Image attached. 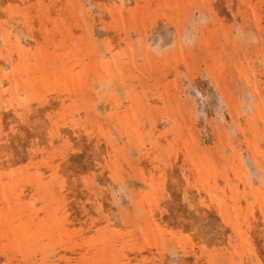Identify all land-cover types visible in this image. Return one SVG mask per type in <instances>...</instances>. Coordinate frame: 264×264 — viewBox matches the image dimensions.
I'll use <instances>...</instances> for the list:
<instances>
[{
    "label": "rangeland",
    "instance_id": "374dc122",
    "mask_svg": "<svg viewBox=\"0 0 264 264\" xmlns=\"http://www.w3.org/2000/svg\"><path fill=\"white\" fill-rule=\"evenodd\" d=\"M0 264H264V0H0Z\"/></svg>",
    "mask_w": 264,
    "mask_h": 264
}]
</instances>
